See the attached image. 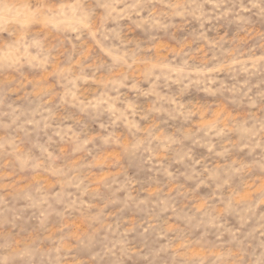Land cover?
I'll list each match as a JSON object with an SVG mask.
<instances>
[{
    "label": "rangeland",
    "instance_id": "rangeland-1",
    "mask_svg": "<svg viewBox=\"0 0 264 264\" xmlns=\"http://www.w3.org/2000/svg\"><path fill=\"white\" fill-rule=\"evenodd\" d=\"M0 264H264V0H0Z\"/></svg>",
    "mask_w": 264,
    "mask_h": 264
}]
</instances>
